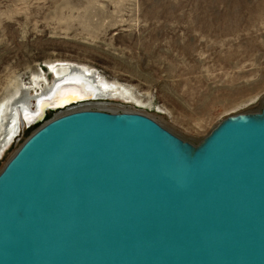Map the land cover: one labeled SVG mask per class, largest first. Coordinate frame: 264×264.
Segmentation results:
<instances>
[{"label":"water","instance_id":"water-1","mask_svg":"<svg viewBox=\"0 0 264 264\" xmlns=\"http://www.w3.org/2000/svg\"><path fill=\"white\" fill-rule=\"evenodd\" d=\"M0 264H264V107L198 145L135 112L47 122L0 173Z\"/></svg>","mask_w":264,"mask_h":264},{"label":"rangeland","instance_id":"rangeland-1","mask_svg":"<svg viewBox=\"0 0 264 264\" xmlns=\"http://www.w3.org/2000/svg\"><path fill=\"white\" fill-rule=\"evenodd\" d=\"M59 62L90 66L144 105L115 99L49 111L22 127L0 173L70 108L140 113L193 145L230 117L261 113L264 0H0V103L19 87L37 96L39 74L53 85Z\"/></svg>","mask_w":264,"mask_h":264},{"label":"bare ground","instance_id":"bare-ground-1","mask_svg":"<svg viewBox=\"0 0 264 264\" xmlns=\"http://www.w3.org/2000/svg\"><path fill=\"white\" fill-rule=\"evenodd\" d=\"M50 70L56 76L53 85L49 86L47 79L40 74L34 78V88L39 90V93L36 91L37 96L32 97V92L30 93L32 88L19 87L13 96H8L0 103V157L20 134L22 127L36 124L48 115L49 109L46 110L44 117L35 118L40 114H38L39 106H42L43 110L48 105L64 109L78 103L102 100L101 103L87 104L78 108L104 107L117 99L126 102L136 101L144 105V102L133 97L128 88L103 80L90 66L59 62V64H51ZM88 98L94 100L86 101L85 99ZM72 109L75 108L68 109L69 112L64 115L77 112V110L70 111Z\"/></svg>","mask_w":264,"mask_h":264}]
</instances>
